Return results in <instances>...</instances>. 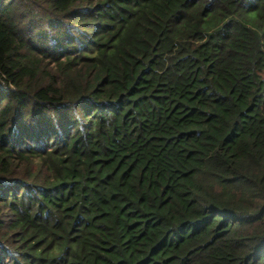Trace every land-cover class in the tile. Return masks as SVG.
<instances>
[{
	"label": "trees",
	"instance_id": "obj_1",
	"mask_svg": "<svg viewBox=\"0 0 264 264\" xmlns=\"http://www.w3.org/2000/svg\"><path fill=\"white\" fill-rule=\"evenodd\" d=\"M9 260L264 264V0H0Z\"/></svg>",
	"mask_w": 264,
	"mask_h": 264
},
{
	"label": "rangeland",
	"instance_id": "obj_2",
	"mask_svg": "<svg viewBox=\"0 0 264 264\" xmlns=\"http://www.w3.org/2000/svg\"><path fill=\"white\" fill-rule=\"evenodd\" d=\"M54 66H55V64H54ZM7 263L11 264V260L7 261Z\"/></svg>",
	"mask_w": 264,
	"mask_h": 264
}]
</instances>
